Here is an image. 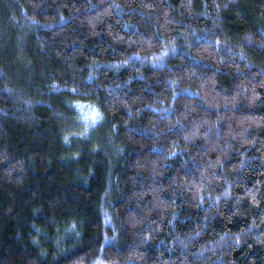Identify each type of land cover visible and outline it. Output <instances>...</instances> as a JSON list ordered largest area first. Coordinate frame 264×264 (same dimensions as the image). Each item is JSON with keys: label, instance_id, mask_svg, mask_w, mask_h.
Here are the masks:
<instances>
[{"label": "trees", "instance_id": "1", "mask_svg": "<svg viewBox=\"0 0 264 264\" xmlns=\"http://www.w3.org/2000/svg\"><path fill=\"white\" fill-rule=\"evenodd\" d=\"M0 264H264V0H0Z\"/></svg>", "mask_w": 264, "mask_h": 264}]
</instances>
